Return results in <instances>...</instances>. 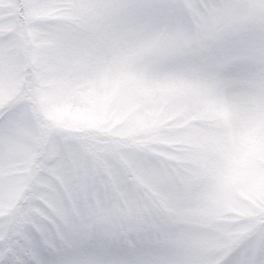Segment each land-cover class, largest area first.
Wrapping results in <instances>:
<instances>
[{"label": "snow or ice", "instance_id": "1", "mask_svg": "<svg viewBox=\"0 0 264 264\" xmlns=\"http://www.w3.org/2000/svg\"><path fill=\"white\" fill-rule=\"evenodd\" d=\"M0 264H264V0H0Z\"/></svg>", "mask_w": 264, "mask_h": 264}, {"label": "clouds", "instance_id": "2", "mask_svg": "<svg viewBox=\"0 0 264 264\" xmlns=\"http://www.w3.org/2000/svg\"><path fill=\"white\" fill-rule=\"evenodd\" d=\"M224 211H225L226 214H228V210L227 209H225Z\"/></svg>", "mask_w": 264, "mask_h": 264}]
</instances>
